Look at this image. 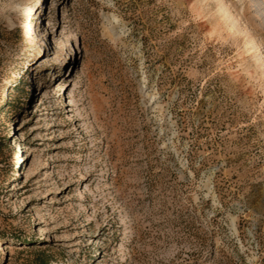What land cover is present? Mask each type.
<instances>
[{"label": "rangeland", "instance_id": "obj_1", "mask_svg": "<svg viewBox=\"0 0 264 264\" xmlns=\"http://www.w3.org/2000/svg\"><path fill=\"white\" fill-rule=\"evenodd\" d=\"M0 264H264V0H0Z\"/></svg>", "mask_w": 264, "mask_h": 264}, {"label": "bare ground", "instance_id": "obj_2", "mask_svg": "<svg viewBox=\"0 0 264 264\" xmlns=\"http://www.w3.org/2000/svg\"><path fill=\"white\" fill-rule=\"evenodd\" d=\"M0 249H1V250H3L4 248H3V247H1Z\"/></svg>", "mask_w": 264, "mask_h": 264}]
</instances>
